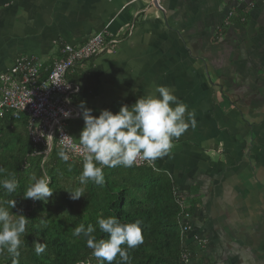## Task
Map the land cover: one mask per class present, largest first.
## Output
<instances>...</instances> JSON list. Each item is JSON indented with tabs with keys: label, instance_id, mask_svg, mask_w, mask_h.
Returning <instances> with one entry per match:
<instances>
[{
	"label": "crops",
	"instance_id": "0c3cea01",
	"mask_svg": "<svg viewBox=\"0 0 264 264\" xmlns=\"http://www.w3.org/2000/svg\"><path fill=\"white\" fill-rule=\"evenodd\" d=\"M156 2L0 0V74L26 58L49 67L62 46L111 34L113 52L66 75L79 88L69 135L79 144L81 101L116 114L169 88L196 121L155 161L190 216L188 264H264V0Z\"/></svg>",
	"mask_w": 264,
	"mask_h": 264
},
{
	"label": "trees",
	"instance_id": "16d2710c",
	"mask_svg": "<svg viewBox=\"0 0 264 264\" xmlns=\"http://www.w3.org/2000/svg\"><path fill=\"white\" fill-rule=\"evenodd\" d=\"M58 151L54 142L47 155L43 147L32 144L25 119H0V168L5 170L0 179L15 173L19 182L11 196L0 190V198L14 199L16 207L10 212L29 220L21 236L19 264H99L85 240L73 236V229L91 224L96 228L93 235L97 242L107 240L97 220L111 216H117L122 224L142 221L143 244L129 250L131 264H186L183 257L190 255L182 246L180 195L164 173L149 166L105 167L103 186L91 181L81 185L78 177L83 162H64ZM33 174L50 178L49 187L54 192L47 202L23 199ZM77 189H82L83 196L73 200L67 191ZM34 242L46 244L45 252L37 255ZM0 264H12L11 257L7 253L0 256ZM113 264H119V256Z\"/></svg>",
	"mask_w": 264,
	"mask_h": 264
},
{
	"label": "clouds",
	"instance_id": "9594fccd",
	"mask_svg": "<svg viewBox=\"0 0 264 264\" xmlns=\"http://www.w3.org/2000/svg\"><path fill=\"white\" fill-rule=\"evenodd\" d=\"M78 107L82 110L84 122L78 139L83 152V170L78 177L81 185L91 181L103 186L106 182L103 171L105 167L131 168L138 159L146 161L154 171H160L156 168L155 161L168 156L174 147L173 140L180 138L190 125L194 127L196 123L195 114L189 112L187 105L165 86H155L154 94L141 96L130 108L122 105L116 114L105 109L98 116H93L92 110L86 108L83 101ZM63 115L67 118L71 113L64 112ZM57 155L64 162L70 159L63 149ZM4 172L0 168V175ZM50 182L47 176L38 178L33 174L23 199L47 202V198L54 192L49 187ZM18 186L15 173H9L0 179V190L7 196H11ZM67 192L73 200L83 196L82 189ZM15 207L14 199L0 198V256L7 253L12 264H19L21 236L25 233L29 220L23 215L12 214L10 209ZM97 224L99 230L108 235L107 240L100 239L97 242L93 235L96 228L91 224L87 228L84 224L75 227L73 236L85 240L86 246L92 249L91 256L99 264H113L117 256L119 264H131L129 250L143 244L142 221L122 224L117 216H111L99 218ZM41 225L45 226L46 222L41 220ZM46 247L44 243L34 242L37 255L44 253Z\"/></svg>",
	"mask_w": 264,
	"mask_h": 264
},
{
	"label": "built area",
	"instance_id": "2783aa9c",
	"mask_svg": "<svg viewBox=\"0 0 264 264\" xmlns=\"http://www.w3.org/2000/svg\"><path fill=\"white\" fill-rule=\"evenodd\" d=\"M117 45L118 40L103 31L89 38L81 47L62 46L60 59L49 67L33 58L16 61L12 68L0 74V119L6 116H10L13 121L25 119L30 142L43 147L44 155L49 153L54 142L59 150L67 152L69 160L83 162L79 144L68 138L71 136L67 131L68 123L79 117V110L72 102L79 88L69 83L66 75L87 60L108 51L113 52ZM41 73L45 74L44 78ZM64 112H70L71 115L66 118ZM134 166L149 165L138 159ZM177 204L181 210V235H185L189 229L186 221L190 216L181 198ZM194 240L200 243L197 237ZM183 261L188 264V255L183 257Z\"/></svg>",
	"mask_w": 264,
	"mask_h": 264
},
{
	"label": "water",
	"instance_id": "95a60500",
	"mask_svg": "<svg viewBox=\"0 0 264 264\" xmlns=\"http://www.w3.org/2000/svg\"><path fill=\"white\" fill-rule=\"evenodd\" d=\"M153 5H154V7L159 8V7H158V4H157V2H156V0H153Z\"/></svg>",
	"mask_w": 264,
	"mask_h": 264
}]
</instances>
